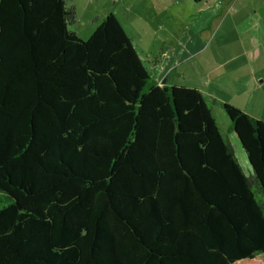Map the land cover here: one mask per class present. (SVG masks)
Returning a JSON list of instances; mask_svg holds the SVG:
<instances>
[{"label": "trees", "instance_id": "obj_1", "mask_svg": "<svg viewBox=\"0 0 264 264\" xmlns=\"http://www.w3.org/2000/svg\"><path fill=\"white\" fill-rule=\"evenodd\" d=\"M0 0V264H264V122L156 84L112 13Z\"/></svg>", "mask_w": 264, "mask_h": 264}, {"label": "crops", "instance_id": "obj_2", "mask_svg": "<svg viewBox=\"0 0 264 264\" xmlns=\"http://www.w3.org/2000/svg\"><path fill=\"white\" fill-rule=\"evenodd\" d=\"M181 5L194 8L189 9L190 17L198 25L192 34H166L167 39L188 41L182 42L181 57L173 62L169 60L174 58L175 50L160 51L161 60L154 61L150 78L158 85L165 78L166 85L197 89L209 103L210 112L211 104L205 96L214 102L229 103L264 122V0H161L162 9ZM186 13L181 9L163 10L162 17L169 22L188 21ZM194 39L207 41L206 46L188 51L187 45ZM151 56L156 55L148 53L145 58ZM166 57L168 67L156 70ZM180 66L201 70L202 74L194 71V81H190L179 72L178 78L187 83H175L170 72ZM207 84L211 89L206 88Z\"/></svg>", "mask_w": 264, "mask_h": 264}, {"label": "rangeland", "instance_id": "obj_3", "mask_svg": "<svg viewBox=\"0 0 264 264\" xmlns=\"http://www.w3.org/2000/svg\"><path fill=\"white\" fill-rule=\"evenodd\" d=\"M68 4L75 7L76 22L72 25H68L67 29L80 39H86L93 31L96 24L108 13H112L125 34L129 37L134 50L142 61V64L149 69V76H152V71L150 70L155 63L154 61L157 60L160 62L161 52L167 51V49L175 50L176 54L174 55V58L169 60L173 62L181 57L182 53L179 54V50L182 42L188 41L187 39H176L173 37L167 39L166 34L170 32L176 34L180 32H185L184 34H192L194 28L198 25L193 23L190 17V11L194 10L192 6H170L162 9L161 0H68ZM176 9H181V11L187 12V17L185 19L188 21L180 20L179 22L174 20V22H169L168 20L163 19V10L173 12ZM206 43L207 41L194 39L193 43L187 45V49L188 51H194L205 47ZM152 52L156 56L145 58L148 53ZM167 63L166 57L156 70L159 71V69H165L168 67ZM194 71H197L198 74H202L201 70H192V68L180 66L177 68L176 72H170V78H173L175 83L185 84L187 83L186 80L194 81ZM179 72L185 76L186 80L181 77L178 78ZM199 81L197 83H199ZM210 87V84H207L206 88ZM204 98L211 104V115L216 122L222 138L231 147L243 173L247 178H251V167L248 164L243 148L232 130L231 122L222 108L223 102L220 103L208 100L206 96Z\"/></svg>", "mask_w": 264, "mask_h": 264}, {"label": "built area", "instance_id": "obj_4", "mask_svg": "<svg viewBox=\"0 0 264 264\" xmlns=\"http://www.w3.org/2000/svg\"><path fill=\"white\" fill-rule=\"evenodd\" d=\"M263 77H264V74H263Z\"/></svg>", "mask_w": 264, "mask_h": 264}]
</instances>
